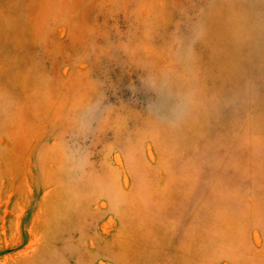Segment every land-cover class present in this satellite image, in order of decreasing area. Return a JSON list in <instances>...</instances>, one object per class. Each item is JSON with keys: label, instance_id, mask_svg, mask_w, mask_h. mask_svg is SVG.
Instances as JSON below:
<instances>
[{"label": "rangeland", "instance_id": "obj_1", "mask_svg": "<svg viewBox=\"0 0 264 264\" xmlns=\"http://www.w3.org/2000/svg\"><path fill=\"white\" fill-rule=\"evenodd\" d=\"M0 264H264V0H0Z\"/></svg>", "mask_w": 264, "mask_h": 264}]
</instances>
